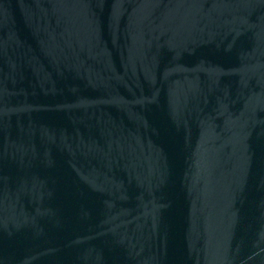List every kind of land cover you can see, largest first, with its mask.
<instances>
[{
  "label": "water",
  "instance_id": "water-1",
  "mask_svg": "<svg viewBox=\"0 0 264 264\" xmlns=\"http://www.w3.org/2000/svg\"><path fill=\"white\" fill-rule=\"evenodd\" d=\"M0 264H264V0H0Z\"/></svg>",
  "mask_w": 264,
  "mask_h": 264
}]
</instances>
